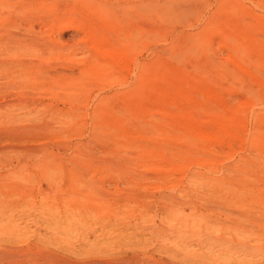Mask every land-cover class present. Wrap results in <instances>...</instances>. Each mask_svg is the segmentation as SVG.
I'll list each match as a JSON object with an SVG mask.
<instances>
[{"label":"rangeland","instance_id":"1","mask_svg":"<svg viewBox=\"0 0 264 264\" xmlns=\"http://www.w3.org/2000/svg\"><path fill=\"white\" fill-rule=\"evenodd\" d=\"M219 1L0 0V264H264V0Z\"/></svg>","mask_w":264,"mask_h":264},{"label":"bare ground","instance_id":"2","mask_svg":"<svg viewBox=\"0 0 264 264\" xmlns=\"http://www.w3.org/2000/svg\"><path fill=\"white\" fill-rule=\"evenodd\" d=\"M224 1H226V0H224ZM224 1H223V0H220L219 3H221L222 5H224V3H223ZM227 1H228V0H227ZM235 1H236V0H230V3H231V2L236 3ZM228 3H229V2H227V4H228ZM221 4H220V9L222 8V5H221ZM225 6H227L226 3H225ZM238 7H239V8H236V10H235L234 12L237 13L238 11H240V13H243L242 10H241V9H243V8H241L240 6H238ZM228 8H229V9H228ZM228 8H222V9L225 10V11H227L228 13H229V12L232 13V12H233V10L231 9L232 7H231V8L228 7ZM229 10H232V11H229ZM240 13H239V14H240ZM229 14H230V13H229ZM240 15H242V14H240ZM230 25H231V24H230ZM232 25H233V24H232ZM228 26H229V25H228ZM231 27H232V26H231ZM4 28H5V27H4ZM241 30H242V29H241ZM239 31H240V30H239ZM87 33H88V35L90 34L89 32H87ZM209 33H213V34H214V30H213V29L210 30ZM82 34H83V33H82ZM213 34H212V35H213ZM0 35H1V34H0ZM86 35H87V34H86ZM209 35L211 36V34H209ZM239 35H240V34H239ZM1 36H2V35H1ZM1 36H0V37H1ZM19 36H20V35H19ZM92 36H94V35H92ZM222 36H223V38H224L225 35H222ZM5 37H6V36H5ZM5 37H2V38H5ZM94 37H95V36H94ZM94 37H93V38H94ZM6 38H7V37H6ZM88 38H89V37H88ZM91 38H92V37H90V39H91ZM224 39H225V38H224ZM1 40H2V39H1ZM1 40H0V42H3V41H1ZM10 40H11V39H10ZM13 40H14V39H13ZM6 41H7V39H6ZM8 41H9V40H8ZM11 41H12V40H11ZM17 41H18V40H17ZM224 41H225V40H224ZM13 42H14V41H13ZM7 43H8V42H7ZM9 44H10V43H9ZM2 45H3V44H2ZM13 45H14V44H13ZM3 46H5V45H3ZM7 46H9V45L7 44ZM10 47H11V46H9V48H10ZM4 48H6V46H5ZM4 48H3V50H4ZM7 48H8V47H7ZM14 48H15V47H14ZM102 48H103V47H102ZM16 49H17V48H15V51H16ZM7 50H9V49H7ZM12 50H13V49H12ZM98 50H99V49H98ZM105 50H107V49H105ZM5 51H6V50H5ZM112 51H113V50H112ZM112 51H111V52H112ZM3 52H4V51H3ZM7 52H8V51H7ZM7 52H5V53H7ZM103 52H104V51H103ZM103 52H101V54H102ZM111 52H110V53H111ZM114 52H115V51H114ZM116 52H117V51H116ZM116 52H115V53H116ZM8 53H10V52H8ZM12 53H13V52H12ZM15 53H16V52H15ZM104 54H105V53H104ZM106 54L108 55L109 53H106ZM9 55H10V54H9ZM11 55H12V54H11ZM111 55H112V53H111ZM115 55H116V54H115ZM117 55H119V54H117ZM109 56H110V55H109ZM2 57H3V56H2ZM4 57H5V56H4ZM105 57H107V56L105 55ZM0 58H1V57H0ZM107 58H111V57H107ZM107 58H106V59H107ZM1 62H2V61H0V64H3V63H1ZM17 64H18V63H17ZM4 65H5V63H4ZM12 65H13V63H12ZM119 65H121V64H119ZM119 65H118V66H119ZM17 66H18V65H17ZM10 67H11V66H10ZM0 68H1V65H0ZM19 68H20V66H19ZM31 70H32V69H31ZM18 71H19V70H18ZM21 71H22V69H21ZM13 73H14V72H13ZM17 73H18V72H17ZM17 73H14V74H17ZM19 73H20V72H19ZM21 73H22V72H21ZM64 73H65V72H64ZM28 74L30 75V73H28ZM32 74H33V73H32ZM45 74H46V72H45ZM0 75H2V74L0 73ZM22 75H23V73H22ZM3 76H5V75H3ZM7 77H9V76H7ZM7 77H6V78H7ZM12 77H13V76H12ZM24 77H25V76H24ZM9 78H10V77H9ZM15 78H16V77H15ZM21 78H22V76H21ZM25 78H26V77H25ZM30 78H31V77H30ZM17 79H19V78H16V81H17ZM22 79H23V78H22ZM31 79H33V78H31ZM2 80H3V79H2ZM26 80H27V78H26ZM28 81H29V80H28ZM12 82H13V81H12ZM18 82H19V81H18ZM22 82L24 83V81H22ZM7 83H9V82H7ZM28 84H29V83H28ZM13 86H14V85H13ZM18 86H19V84H18ZM11 87H12V86H11ZM6 88H7V87H6ZM14 88H15V87H14ZM0 93H1V92H0ZM187 130H188V129H187ZM184 133H185V132H184ZM193 133H194V132H193ZM193 133H192V134H193ZM190 134H191V133H190ZM195 134H196V133H195ZM195 134H194V136H196ZM199 135H201V134H198V136H199ZM7 136H8V135H7ZM184 136H185V135H184ZM192 136H193V135H192ZM188 137H190V136H188ZM188 137H187V138H188ZM200 167H201V166H200ZM153 169H154V168H153ZM153 169L151 168V170H153ZM154 170H155V169H154ZM176 171H177V170H176ZM153 172H154V171H153ZM191 183H192V182H191ZM256 200H257V199H256ZM257 201H258V200H257ZM256 218H258V216H257ZM263 220H264V217H263ZM263 222H264V221H263ZM258 226H259V225H258ZM251 227H252V225H251ZM261 227H262V229H263V228H264V225H262ZM247 228H248V227H247ZM253 228H254V227H253ZM241 230H242V229H241ZM243 230H244V229H243ZM246 230H247V229H246ZM254 230H255V229H254ZM254 230H252V231H254ZM258 232H259V231H258ZM241 234H242V233H241ZM258 234H259V233H258ZM249 235H250V234H249ZM256 236H257V235H256ZM261 236H262V235H261ZM103 240H104V239H103ZM97 241H98V240H97ZM97 241H96V242H97ZM96 244L98 245V242H97ZM203 247H204V246H203ZM92 248H94V247H92ZM94 249L97 250V248H94ZM205 249H206V248H205ZM207 249H208V248H207ZM98 250H99V248H98ZM102 250H103V249H102ZM103 251H104V250H103ZM209 251H210V250H209ZM92 252H93V254H94L95 250H93ZM101 252H102V251H100V253H101ZM90 253H91V251H90ZM98 253H99V252H98ZM165 253H166V252H165ZM200 253H201V252H200ZM205 253H206V252H205ZM88 254H89V253H88ZM95 254H97V252H95ZM104 254H105V253H104ZM144 254H145V253H144ZM207 254H208L207 256H206V254H203V255H202V254H201V255L199 254V256H196L195 258H194V256H193L194 259L191 260V262L194 263V264H202V263L204 262V260L207 259L206 257H209V256H210V253H207ZM197 255H198V254H197ZM93 256H94V255H93ZM102 256H103V255H102ZM205 256H206V257H205ZM104 257H105V256H104ZM191 257H192V256H191ZM263 257H264V256H263ZM136 258H138V257H136ZM209 258H210V257H209ZM123 259H124V258H123ZM165 259H166V258H165ZM169 259H170V258H169ZM190 259H191V258H190ZM129 260H130V259H129ZM153 260H154V259H153ZM155 260H156V259H155ZM171 260H172V259H171ZM93 261H94V260H93ZM120 261H121V260H120ZM120 261H119V262H120ZM189 261H190V260H189ZM129 262H130V261H129ZM154 262H155V261H154ZM162 262H163V261H162ZM182 262H183V260H182ZM106 263H107V262H106ZM155 263H156V262H155ZM165 263L168 264V262H165ZM94 264H95V263H94ZM96 264H97V263H96ZM121 264H122V262H121ZM162 264H163V263H162ZM207 264H208V263H207ZM262 264H263V263H262Z\"/></svg>","mask_w":264,"mask_h":264}]
</instances>
